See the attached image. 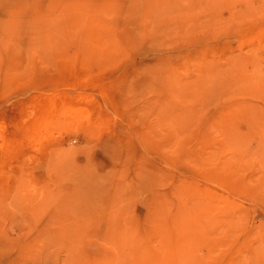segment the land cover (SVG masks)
Returning <instances> with one entry per match:
<instances>
[{
	"label": "rangeland",
	"instance_id": "1",
	"mask_svg": "<svg viewBox=\"0 0 264 264\" xmlns=\"http://www.w3.org/2000/svg\"><path fill=\"white\" fill-rule=\"evenodd\" d=\"M0 264H264V0H0Z\"/></svg>",
	"mask_w": 264,
	"mask_h": 264
}]
</instances>
